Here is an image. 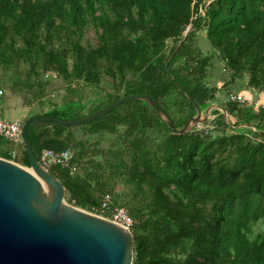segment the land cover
Here are the masks:
<instances>
[{
	"label": "trees",
	"instance_id": "trees-1",
	"mask_svg": "<svg viewBox=\"0 0 264 264\" xmlns=\"http://www.w3.org/2000/svg\"><path fill=\"white\" fill-rule=\"evenodd\" d=\"M198 30L232 84L243 77L264 94V0H0V90L23 93V122L80 119L147 95L182 128L196 111L179 88L202 112L215 102L204 83L214 55L189 44ZM222 108L233 122L216 110L204 133L177 135L132 101L78 127L34 124L28 139L38 161L44 150L73 152V175L48 169L71 193L69 205L91 211L110 194L127 209L133 264H264V234L254 231L264 223V106ZM3 139L0 158L29 168L22 141L16 156ZM117 182L128 195L112 194Z\"/></svg>",
	"mask_w": 264,
	"mask_h": 264
},
{
	"label": "water",
	"instance_id": "water-1",
	"mask_svg": "<svg viewBox=\"0 0 264 264\" xmlns=\"http://www.w3.org/2000/svg\"><path fill=\"white\" fill-rule=\"evenodd\" d=\"M192 30L191 25L174 53ZM179 89L196 111L182 128H177L168 113L147 95L122 97L95 113L75 120L43 116L26 119L21 127V139L29 168L0 158V264H133L132 232L69 205L66 202L71 198L69 190L35 158L28 129L34 124L82 126L132 101L148 104L177 135L189 133L204 124L214 107L222 111L227 121L222 107L212 105L202 112L191 97L182 88Z\"/></svg>",
	"mask_w": 264,
	"mask_h": 264
},
{
	"label": "rangeland",
	"instance_id": "rangeland-1",
	"mask_svg": "<svg viewBox=\"0 0 264 264\" xmlns=\"http://www.w3.org/2000/svg\"><path fill=\"white\" fill-rule=\"evenodd\" d=\"M93 28L88 29L89 34H92ZM196 31H194L195 33ZM190 47L193 51H199L202 53L204 57H209V54H213V58L209 61L207 68H206V78L204 80V83L207 88L211 89L212 92L215 95V102L212 103L214 106H220L224 107L227 102H233L231 100L232 97L240 96L245 101L243 104L238 103L240 107H250L254 108L255 110L258 109L261 106H264V94L263 93H255L252 89H249L247 86V80L246 78L236 79L234 83L230 81V73L225 68V64L220 61L217 56L212 53L211 48L209 46L208 41L205 37V32L203 30H198L195 34L191 42L189 43ZM172 46V43L168 42V47ZM197 53V52H196ZM183 62L180 61L177 63V66L182 65ZM55 85L56 82H60V79H55L54 77ZM4 98L3 101H0V121L2 122H12L15 120H24L26 115L29 113L30 109L24 105V99H23V93L20 94H12L11 91L4 90ZM52 98V96H51ZM211 105V106H212ZM36 107V104H35ZM219 111L222 114V111L218 108H212L209 112L208 120L201 125H198L194 128L195 132L198 133H204L210 131L209 128L212 127V122L216 120L217 116L214 114ZM226 119L227 122L231 121L233 122L231 117L227 116L226 113ZM216 127L213 126V132L215 131ZM80 132H77L79 134ZM228 134H230L229 131H227ZM81 138V136H78ZM113 136H109L104 140L101 144V148L106 150L108 148H111V142H112ZM6 141V139H3ZM92 141H94L92 139ZM22 145L21 142L19 144L11 145L10 148L17 152L16 156L19 155L18 150L21 149ZM97 153V152H96ZM95 153V154H96ZM91 155L87 156V158H90ZM17 158V157H16ZM97 159H101L98 157ZM16 160V159H14ZM106 161H109L108 163L112 162V159L107 155L105 158ZM16 163V162H15ZM18 164V163H16ZM20 165V164H18ZM109 164H106V167H108ZM21 166V165H20ZM23 167V166H22ZM26 168V167H24ZM113 180V179H112ZM122 193L128 195L129 194V188L127 186H124L121 182H117V185L115 186L112 194L115 196H121ZM123 194V195H124ZM82 210V209H81ZM86 211V210H84ZM255 232H260L264 234V223H258L254 226Z\"/></svg>",
	"mask_w": 264,
	"mask_h": 264
},
{
	"label": "built area",
	"instance_id": "built-area-1",
	"mask_svg": "<svg viewBox=\"0 0 264 264\" xmlns=\"http://www.w3.org/2000/svg\"><path fill=\"white\" fill-rule=\"evenodd\" d=\"M3 92L0 90V97H2ZM233 103L243 104L245 101L240 96L232 97ZM23 121L15 120L12 122H2L0 121V137L14 143L19 144L21 139V127ZM212 127L209 128L211 130ZM42 167L49 169L51 166H59L63 169H67L70 175H73L77 171L78 164L74 160V154L70 149H66L62 152L55 153L50 150H44L38 161ZM91 214L97 215L99 217L105 218L112 223L123 227L131 231L133 227V220L129 216L128 211L125 207L114 206L112 203V196L110 194H105L100 207L97 209H92L88 211Z\"/></svg>",
	"mask_w": 264,
	"mask_h": 264
},
{
	"label": "clouds",
	"instance_id": "clouds-1",
	"mask_svg": "<svg viewBox=\"0 0 264 264\" xmlns=\"http://www.w3.org/2000/svg\"><path fill=\"white\" fill-rule=\"evenodd\" d=\"M86 212H88V211H86Z\"/></svg>",
	"mask_w": 264,
	"mask_h": 264
}]
</instances>
